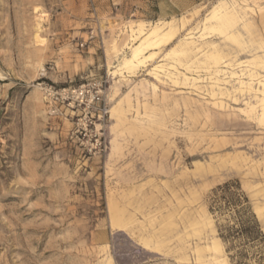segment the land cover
<instances>
[{
  "label": "rangeland",
  "instance_id": "374dc122",
  "mask_svg": "<svg viewBox=\"0 0 264 264\" xmlns=\"http://www.w3.org/2000/svg\"><path fill=\"white\" fill-rule=\"evenodd\" d=\"M234 1L260 55L264 0ZM223 2L0 0V264H207L213 243L232 264L217 229L233 214L222 199L221 212L209 209L235 182L264 235L254 210L264 206V122L235 79L217 88L202 70L193 85L144 69L111 75L112 46L128 43L130 27L174 21L169 49ZM89 82L102 83L103 120L47 93ZM247 250L244 264H264Z\"/></svg>",
  "mask_w": 264,
  "mask_h": 264
},
{
  "label": "bare ground",
  "instance_id": "6f19581e",
  "mask_svg": "<svg viewBox=\"0 0 264 264\" xmlns=\"http://www.w3.org/2000/svg\"><path fill=\"white\" fill-rule=\"evenodd\" d=\"M226 1L228 3L223 2L215 7L197 28L169 49L167 47L178 32L174 21L159 20L148 25L138 23L136 27H130L128 43L121 47L116 43L112 46L118 57V64L111 72L112 77L118 75L125 79L124 73L133 76L138 69H144L157 82H161L164 77L175 85L179 81L184 85H193L201 80L199 70H202L206 79L213 81V87L217 88L221 78L235 79L234 91L246 93L254 100V103L246 101V108L252 114L258 109V120L264 122V44L259 45L258 49L262 50L260 55L249 52L252 44L247 43L244 35L251 36L252 26L246 23V10L234 0ZM247 11L250 9L247 8ZM239 21L242 23L240 28L237 27ZM194 31L204 40L200 47L194 39ZM214 34L220 36V43L205 41V38ZM247 51L251 55L244 61L231 57V54L239 55ZM156 60L159 61L156 63ZM151 87L156 91L154 85ZM110 112L116 126L126 122L121 101H114ZM135 120L138 121V117ZM254 210L264 231V206L255 207ZM209 250L211 254L207 264H227L218 244L213 243ZM195 264L204 263L197 259Z\"/></svg>",
  "mask_w": 264,
  "mask_h": 264
},
{
  "label": "trees",
  "instance_id": "16d2710c",
  "mask_svg": "<svg viewBox=\"0 0 264 264\" xmlns=\"http://www.w3.org/2000/svg\"><path fill=\"white\" fill-rule=\"evenodd\" d=\"M217 192L220 194L214 195V205L209 210L214 214L221 212L223 208L217 200L222 199L223 207L233 214L232 225L220 224L217 229L232 264H244L247 249L250 248H255L264 262V235L237 182L226 183L218 187Z\"/></svg>",
  "mask_w": 264,
  "mask_h": 264
},
{
  "label": "built area",
  "instance_id": "2783aa9c",
  "mask_svg": "<svg viewBox=\"0 0 264 264\" xmlns=\"http://www.w3.org/2000/svg\"><path fill=\"white\" fill-rule=\"evenodd\" d=\"M49 96L58 97L61 101L75 104L85 115H90L89 122L94 118L103 120L108 114V107L104 99V91L101 82H89L77 87L62 89L54 92L47 90Z\"/></svg>",
  "mask_w": 264,
  "mask_h": 264
}]
</instances>
